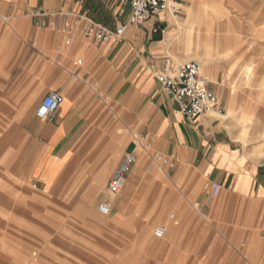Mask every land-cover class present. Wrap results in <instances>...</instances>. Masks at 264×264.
<instances>
[{
	"label": "crops",
	"instance_id": "0c3cea01",
	"mask_svg": "<svg viewBox=\"0 0 264 264\" xmlns=\"http://www.w3.org/2000/svg\"><path fill=\"white\" fill-rule=\"evenodd\" d=\"M129 12L128 2L118 0H0V196L10 203L16 199L17 233L28 236L22 216L27 201L56 205L62 212L70 201H113L104 191L109 193L120 164L133 154L135 170L124 185L130 195L132 184H172L178 221L196 205L202 236L216 230L256 264L255 254L264 251V140L252 138L250 115L240 111L235 88L222 83L232 73L219 64L221 56L226 65L248 55L238 46L234 52L237 24L222 23L230 53L217 48L200 58L202 63L179 48L172 31L178 23L170 14L133 25ZM93 26L126 30L120 43L98 45L87 34ZM205 29L201 36L214 50L215 34ZM192 60L202 65L221 106L196 119L182 115L157 80L158 74L174 75ZM248 64L241 65L242 78ZM51 93L61 94L63 102L54 121L44 122L36 111ZM159 156L172 161L170 179L149 163ZM207 182L219 183L220 194L205 191ZM34 183L43 184L40 194L30 192L28 184ZM32 216L36 222L47 219L40 212ZM86 223L78 231L58 228L62 246L91 244L97 230ZM69 257H62L64 264Z\"/></svg>",
	"mask_w": 264,
	"mask_h": 264
},
{
	"label": "rangeland",
	"instance_id": "374dc122",
	"mask_svg": "<svg viewBox=\"0 0 264 264\" xmlns=\"http://www.w3.org/2000/svg\"><path fill=\"white\" fill-rule=\"evenodd\" d=\"M180 2L182 3L180 14L177 17L170 14L172 23L175 24V17L180 21L187 19L186 8L197 11L202 22L200 23L206 25L208 33L215 34L212 40L214 50L217 48L223 50L228 46L223 44L220 37L218 38V32L226 30L222 23L233 21L237 24L236 30H232L236 32L234 37L238 39L234 52L240 47L242 48L240 51L248 55L244 56L241 62L238 57H233L232 64L226 65L224 57H220L219 64L222 69L229 68L232 73L231 78L228 80L225 78L222 83L224 86L235 88L240 111L249 114L252 119L249 124L252 138L263 141L264 0H180ZM173 26L172 31L179 33L178 26L176 24ZM222 50L219 52L223 53ZM215 52L217 50L213 53ZM251 62H256L259 69L257 73L255 71L252 80L244 84L241 82V65ZM203 74L205 75L204 71ZM149 163L157 166L164 179H170L169 174L172 170L170 159L159 156L151 159ZM137 164H140L139 160ZM28 185L32 194H40L42 191L43 184ZM132 185L135 187L131 195L128 192V185L116 197L108 193L106 188L104 192L110 194L109 197L114 198L113 201L109 199L93 203L70 201L65 203L63 212L57 210L56 205L51 207L49 205V210L51 209L49 211L46 209L48 207L27 201L28 212L22 216L26 220L28 236L19 232L18 234L15 229V220L19 214L14 203L15 197L10 203L8 198L0 196V264H14L12 260L24 264H64L62 257L68 255L71 261L74 260V263L70 261L72 264H249L247 254L241 251V248H234L229 239L219 235L216 230H205L202 236V220L196 205L189 207V213L185 214L183 221H178L177 214L172 209V184ZM100 193L101 190H98L90 200L95 201V195ZM13 194L16 195L15 192ZM122 200L123 207L119 205ZM104 202L112 204L113 211L109 217H102L99 213V205ZM59 211L62 213L59 214ZM34 212H40L43 218L47 219L33 221ZM89 213L94 216L93 222L86 220L93 218L87 216ZM3 217L9 219L3 220ZM84 223L89 225L88 229L97 230L96 238H90L93 239L92 243L62 246L61 238L56 235L57 229L78 231L87 227ZM160 227L167 230L163 239H157L154 234ZM35 230H39L40 235H37ZM8 240L12 242L10 247L7 245ZM254 258L256 264H264V251L255 254Z\"/></svg>",
	"mask_w": 264,
	"mask_h": 264
},
{
	"label": "built area",
	"instance_id": "2783aa9c",
	"mask_svg": "<svg viewBox=\"0 0 264 264\" xmlns=\"http://www.w3.org/2000/svg\"><path fill=\"white\" fill-rule=\"evenodd\" d=\"M70 1V0H69ZM128 2L129 16L128 24L142 25L152 18L168 13L178 16L182 10L180 0H118ZM34 16H41L39 11ZM126 26H121L115 31L102 26H93L88 29L87 34L93 38L96 44H117L120 43ZM162 34L166 30L161 31ZM157 80L162 92L173 99L178 105L182 115L189 119H196L207 111L220 110V101L210 89V80L202 73V65L197 61H188L181 64L174 75L167 73L158 74ZM63 102V97L59 93H51L44 98L36 111V116L44 122H53L55 115ZM221 111V110H220ZM136 163L133 154L127 155L120 164L115 177L109 184V192L112 196H119L125 185L127 175H129ZM172 167V164H170ZM221 185L217 182H207L204 190L211 195L217 196L221 192ZM100 214L110 216L112 214V204L103 203L98 208ZM167 232L165 227H160L155 231L157 239H163Z\"/></svg>",
	"mask_w": 264,
	"mask_h": 264
},
{
	"label": "bare ground",
	"instance_id": "6f19581e",
	"mask_svg": "<svg viewBox=\"0 0 264 264\" xmlns=\"http://www.w3.org/2000/svg\"><path fill=\"white\" fill-rule=\"evenodd\" d=\"M174 19L178 23L179 29L181 30V33L173 35V38L174 40H176L177 44L179 45V48H181L185 53L191 55L192 57L194 56L195 59L197 57V59L203 63L204 59H200V58L210 57L211 55L210 53L214 52L215 50H213L212 47L207 45V43L205 42L207 38L201 36L202 33L206 31V29L205 27L200 26L201 19L199 13L190 8L187 9L186 20L180 21L176 17ZM204 22H206V20H204ZM225 32L227 33V29L225 31L218 32V35H220V39H222V41H224V38L226 36ZM230 47L231 46L224 47L223 53L229 54ZM257 67L258 65L256 62H251L246 67L243 68L244 70H243L242 79L246 83H249L252 80Z\"/></svg>",
	"mask_w": 264,
	"mask_h": 264
}]
</instances>
